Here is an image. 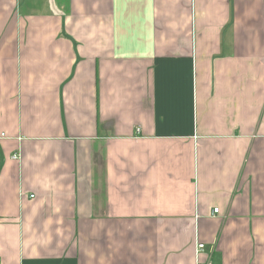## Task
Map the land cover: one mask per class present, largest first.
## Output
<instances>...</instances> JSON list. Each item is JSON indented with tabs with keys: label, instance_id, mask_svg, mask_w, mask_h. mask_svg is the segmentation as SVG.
<instances>
[{
	"label": "crops",
	"instance_id": "crops-1",
	"mask_svg": "<svg viewBox=\"0 0 264 264\" xmlns=\"http://www.w3.org/2000/svg\"><path fill=\"white\" fill-rule=\"evenodd\" d=\"M197 258L264 264V0H0V264Z\"/></svg>",
	"mask_w": 264,
	"mask_h": 264
},
{
	"label": "built area",
	"instance_id": "built-area-1",
	"mask_svg": "<svg viewBox=\"0 0 264 264\" xmlns=\"http://www.w3.org/2000/svg\"><path fill=\"white\" fill-rule=\"evenodd\" d=\"M137 130H139V129H137ZM14 157H16L15 155H14ZM218 208H213V213L214 214H217L218 213ZM204 244L203 243H198L197 244V247H196V255H197V257L199 256V253H201L202 251H203V249H204ZM197 263L198 264H210L209 262H202V261H200L199 260V258H197Z\"/></svg>",
	"mask_w": 264,
	"mask_h": 264
}]
</instances>
